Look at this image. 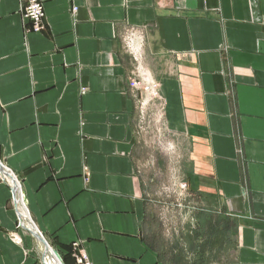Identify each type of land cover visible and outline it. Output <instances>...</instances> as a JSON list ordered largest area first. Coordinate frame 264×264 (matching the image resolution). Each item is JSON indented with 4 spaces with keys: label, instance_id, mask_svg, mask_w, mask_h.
<instances>
[{
    "label": "crops",
    "instance_id": "1",
    "mask_svg": "<svg viewBox=\"0 0 264 264\" xmlns=\"http://www.w3.org/2000/svg\"><path fill=\"white\" fill-rule=\"evenodd\" d=\"M39 1L36 34L21 1L0 0V162L50 247L72 264L75 242L91 264H164L139 133L156 104L129 86L146 79L196 225L225 223L227 264H264V0ZM17 221L2 184L0 264H41Z\"/></svg>",
    "mask_w": 264,
    "mask_h": 264
},
{
    "label": "rangeland",
    "instance_id": "2",
    "mask_svg": "<svg viewBox=\"0 0 264 264\" xmlns=\"http://www.w3.org/2000/svg\"><path fill=\"white\" fill-rule=\"evenodd\" d=\"M153 102L156 105L149 108L139 129L154 159L152 181L157 204L153 246L164 264H227L230 253L226 250V225L221 220L212 223L209 212L199 216L202 224L196 225L194 199L188 196L179 176L182 161L178 157L177 142L164 125L158 101ZM24 236L36 247L27 233ZM36 256L40 261L38 252Z\"/></svg>",
    "mask_w": 264,
    "mask_h": 264
},
{
    "label": "built area",
    "instance_id": "3",
    "mask_svg": "<svg viewBox=\"0 0 264 264\" xmlns=\"http://www.w3.org/2000/svg\"><path fill=\"white\" fill-rule=\"evenodd\" d=\"M22 3L23 20L30 27V32L40 33L44 28L45 14L43 5L39 0H19ZM130 88L139 93L143 99L151 101H159L161 99L160 86L157 82L151 80H132L129 84ZM82 92L84 90L82 89ZM3 165V164H2ZM4 166V165H3ZM5 167V166H4ZM6 168V167H5ZM6 170H8L6 168ZM9 171V170H8ZM5 184L11 188L10 181L0 172V185ZM185 189V186H184ZM22 199V204H23ZM17 230H21L20 222L17 221ZM12 240L20 245L22 239L18 233L11 235ZM71 257L75 264H91L86 253L81 248L79 242L71 244Z\"/></svg>",
    "mask_w": 264,
    "mask_h": 264
},
{
    "label": "water",
    "instance_id": "4",
    "mask_svg": "<svg viewBox=\"0 0 264 264\" xmlns=\"http://www.w3.org/2000/svg\"><path fill=\"white\" fill-rule=\"evenodd\" d=\"M0 172L11 183V191H12L13 202L15 204V208H16V211H17V214H18V220L20 222L21 229L23 231H25L34 240V242L36 244V252L39 253V251H38L39 245H42L45 248L50 249L51 248L50 245L44 239V237L42 236V234L37 230L36 226L33 224V222L31 221L30 217L28 219V224L31 227V230H26L24 228V225L21 222V217H20V214H19L20 205L22 204L20 185H19L18 181L16 180V178L8 170H6V168L2 165L1 162H0ZM19 197H20V199H19ZM52 251H53L54 256H56L60 260V262H62V256H61V254L57 250H54L53 249ZM40 263L41 264H44L43 263V256L41 254H40Z\"/></svg>",
    "mask_w": 264,
    "mask_h": 264
},
{
    "label": "bare ground",
    "instance_id": "5",
    "mask_svg": "<svg viewBox=\"0 0 264 264\" xmlns=\"http://www.w3.org/2000/svg\"><path fill=\"white\" fill-rule=\"evenodd\" d=\"M19 199H20V197H19ZM19 214L21 217V222L24 225V228L26 230H31V227L28 224L29 214H28V211L25 208L24 204L20 205ZM52 250H53L52 248L47 249L44 246L39 245L38 251L43 256V263L44 264H62V262H60V260L56 256H54Z\"/></svg>",
    "mask_w": 264,
    "mask_h": 264
},
{
    "label": "trees",
    "instance_id": "6",
    "mask_svg": "<svg viewBox=\"0 0 264 264\" xmlns=\"http://www.w3.org/2000/svg\"><path fill=\"white\" fill-rule=\"evenodd\" d=\"M236 229H237V225H235V230ZM61 256H62V263L63 264H72L70 257H69V254H67V255L61 254Z\"/></svg>",
    "mask_w": 264,
    "mask_h": 264
}]
</instances>
